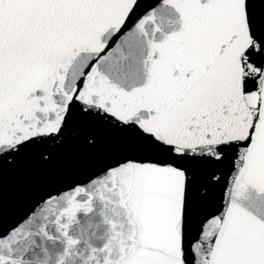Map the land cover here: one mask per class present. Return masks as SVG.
<instances>
[{"label": "snow or ice", "instance_id": "6c2138e0", "mask_svg": "<svg viewBox=\"0 0 264 264\" xmlns=\"http://www.w3.org/2000/svg\"><path fill=\"white\" fill-rule=\"evenodd\" d=\"M0 264H264V0H0Z\"/></svg>", "mask_w": 264, "mask_h": 264}, {"label": "water", "instance_id": "95a60500", "mask_svg": "<svg viewBox=\"0 0 264 264\" xmlns=\"http://www.w3.org/2000/svg\"><path fill=\"white\" fill-rule=\"evenodd\" d=\"M65 178L67 176L56 173L43 176L27 173L9 174L5 177L4 183L5 211L7 215L12 216L22 209L37 182L58 181Z\"/></svg>", "mask_w": 264, "mask_h": 264}]
</instances>
